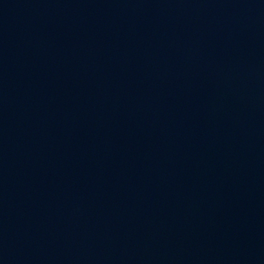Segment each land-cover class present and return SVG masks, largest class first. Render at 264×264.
<instances>
[{
	"label": "water",
	"instance_id": "water-1",
	"mask_svg": "<svg viewBox=\"0 0 264 264\" xmlns=\"http://www.w3.org/2000/svg\"><path fill=\"white\" fill-rule=\"evenodd\" d=\"M0 264H264V0H0Z\"/></svg>",
	"mask_w": 264,
	"mask_h": 264
}]
</instances>
